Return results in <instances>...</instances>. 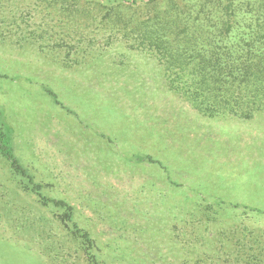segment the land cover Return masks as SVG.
Returning a JSON list of instances; mask_svg holds the SVG:
<instances>
[{
  "label": "rangeland",
  "instance_id": "obj_1",
  "mask_svg": "<svg viewBox=\"0 0 264 264\" xmlns=\"http://www.w3.org/2000/svg\"><path fill=\"white\" fill-rule=\"evenodd\" d=\"M151 8L0 0V123L95 245L86 254L0 156V264H233L243 226L264 229L263 212L231 206L264 211V112L207 117L170 90L118 30Z\"/></svg>",
  "mask_w": 264,
  "mask_h": 264
},
{
  "label": "trees",
  "instance_id": "obj_2",
  "mask_svg": "<svg viewBox=\"0 0 264 264\" xmlns=\"http://www.w3.org/2000/svg\"><path fill=\"white\" fill-rule=\"evenodd\" d=\"M142 1L154 13L130 29V23H122L118 30L156 58L166 72L170 90L207 117L251 119L264 112V0H166L163 16L156 8L159 0ZM0 156L22 190L34 194L42 206L54 209L66 229L72 223L71 235L81 240L80 246L88 254L95 247L94 240L73 223V206L44 193L50 184L37 181L21 162L3 123ZM216 202L210 206L224 204ZM231 206L240 209L243 217L264 213L247 205ZM241 234L233 264H264V229L243 226Z\"/></svg>",
  "mask_w": 264,
  "mask_h": 264
}]
</instances>
